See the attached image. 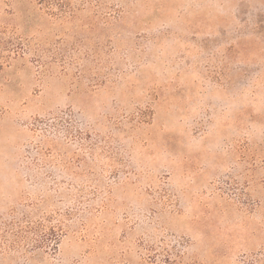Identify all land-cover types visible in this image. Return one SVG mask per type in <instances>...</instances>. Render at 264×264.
Listing matches in <instances>:
<instances>
[{
  "label": "rangeland",
  "instance_id": "obj_1",
  "mask_svg": "<svg viewBox=\"0 0 264 264\" xmlns=\"http://www.w3.org/2000/svg\"><path fill=\"white\" fill-rule=\"evenodd\" d=\"M48 3L0 0V264H264V0Z\"/></svg>",
  "mask_w": 264,
  "mask_h": 264
},
{
  "label": "trees",
  "instance_id": "obj_2",
  "mask_svg": "<svg viewBox=\"0 0 264 264\" xmlns=\"http://www.w3.org/2000/svg\"><path fill=\"white\" fill-rule=\"evenodd\" d=\"M40 1L42 3L43 1L45 2L49 1L48 8L51 9V11L55 13L56 15H60V14L66 15L74 10V7L72 6V0H58V2H56V0H40ZM44 122L46 126L56 128V130H58L59 132L61 130H63L64 132L69 131L70 127L73 126V124L70 123L72 121H68V119L64 120V117L55 118L51 122L50 121H44ZM40 225L41 224H39V226H37L35 229V232H37L36 234L40 235V239H39L40 244L45 245V246L52 245L54 248L57 247L56 245H58V240L60 238L59 231L56 230L55 228H51L50 230L47 231L45 230V228H43Z\"/></svg>",
  "mask_w": 264,
  "mask_h": 264
}]
</instances>
